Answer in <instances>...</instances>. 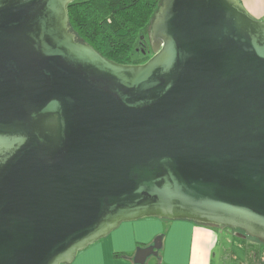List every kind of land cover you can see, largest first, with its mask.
<instances>
[{"label":"water","instance_id":"obj_1","mask_svg":"<svg viewBox=\"0 0 264 264\" xmlns=\"http://www.w3.org/2000/svg\"><path fill=\"white\" fill-rule=\"evenodd\" d=\"M74 1L0 0V264H71L146 218L264 243V20L161 0L124 64L78 40Z\"/></svg>","mask_w":264,"mask_h":264},{"label":"crops","instance_id":"obj_2","mask_svg":"<svg viewBox=\"0 0 264 264\" xmlns=\"http://www.w3.org/2000/svg\"><path fill=\"white\" fill-rule=\"evenodd\" d=\"M241 1L250 14L264 20V0ZM221 230L227 232L226 227L188 220L146 218L127 222L81 251L71 264H136L137 249L151 245L163 231L158 256L149 257L146 264H226L222 260L217 262L219 254L226 255V261L238 258L240 264H264V251H259L253 260L250 256L245 260L235 253H227L228 248H223L221 241Z\"/></svg>","mask_w":264,"mask_h":264},{"label":"trees","instance_id":"obj_3","mask_svg":"<svg viewBox=\"0 0 264 264\" xmlns=\"http://www.w3.org/2000/svg\"><path fill=\"white\" fill-rule=\"evenodd\" d=\"M160 3L161 0H75L69 5L70 25L79 41L91 44L105 57L134 64L141 31L151 25Z\"/></svg>","mask_w":264,"mask_h":264},{"label":"rangeland","instance_id":"obj_4","mask_svg":"<svg viewBox=\"0 0 264 264\" xmlns=\"http://www.w3.org/2000/svg\"><path fill=\"white\" fill-rule=\"evenodd\" d=\"M150 40L151 25L141 31V36L138 40L137 47L135 48L136 50H134L133 54V60L135 61V63L146 62L151 57V55H153V52L151 51L152 49ZM164 232L165 231L161 232L160 234H164ZM221 241H223V248H228L227 253H235L236 256H239V258L245 260L246 258L248 259L249 256L252 257L251 253H253V250H264V243L261 242V244L263 245H259L260 241H258V239L253 237L247 239L238 238L237 236L231 235L224 230H221ZM221 256V254L218 255L217 262H220L222 260L223 262L225 261L226 264H240V260L238 258H229L226 261V258H224L226 255H224L223 257Z\"/></svg>","mask_w":264,"mask_h":264},{"label":"flooded vegetation","instance_id":"obj_5","mask_svg":"<svg viewBox=\"0 0 264 264\" xmlns=\"http://www.w3.org/2000/svg\"><path fill=\"white\" fill-rule=\"evenodd\" d=\"M150 43H151V40H150ZM152 51V50H151ZM152 56V55H151ZM138 63V62H137ZM137 63H134V64H137ZM140 63V62H139ZM226 231L229 233V234H231V235H234V236H237L238 238H243V239H247V238H250L249 236L248 237H245V236H243L244 235V232L243 231H241V230H235V229H229V228H226ZM259 241V240H258ZM259 245H263V244H261V242H260V244ZM264 247V246H263ZM258 249H257V251H256V249L255 250H253L252 252L253 253H251V259L253 260V257L258 253ZM264 251V250H263Z\"/></svg>","mask_w":264,"mask_h":264}]
</instances>
